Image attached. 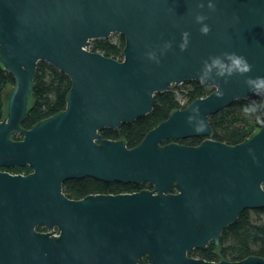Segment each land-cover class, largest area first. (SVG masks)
<instances>
[{"label": "water", "instance_id": "water-1", "mask_svg": "<svg viewBox=\"0 0 264 264\" xmlns=\"http://www.w3.org/2000/svg\"><path fill=\"white\" fill-rule=\"evenodd\" d=\"M207 2L0 0V63L14 79L0 120V166L31 168L0 170V264H141L142 256L147 264H264L258 255H188L218 244L243 209L264 207V127L228 144L209 137L208 123L234 100L256 97L244 81L264 77V0H212L214 10ZM197 14L207 16V35ZM183 32L190 38L181 51ZM111 33L124 38L120 60L88 49ZM224 52L244 56L252 71L215 80L210 93L172 110L132 147L102 136L149 112L156 92L199 82L203 61ZM38 61L65 73L70 87L63 109L24 128ZM192 105L206 123L202 133L186 122ZM190 136L203 138L177 141ZM84 176L152 187L67 197L62 183Z\"/></svg>", "mask_w": 264, "mask_h": 264}, {"label": "trees", "instance_id": "trees-1", "mask_svg": "<svg viewBox=\"0 0 264 264\" xmlns=\"http://www.w3.org/2000/svg\"><path fill=\"white\" fill-rule=\"evenodd\" d=\"M123 45V36L117 34L114 39L109 37L92 39L88 49L120 60ZM182 84L184 86L180 90L182 98L177 96L174 86L169 90L156 92L153 95V105L149 112L133 121L121 123L117 129L103 128L100 133L106 138L123 139L126 146L132 147L138 144L145 133L165 119L172 110L182 108L193 98L205 96L212 90L210 85H203L197 81H184ZM7 85L12 87L14 79L0 63V120L6 116L8 95L4 100L3 90ZM69 87L70 79L65 73L45 61H38L28 95L27 110L21 126L28 128L40 119L63 109ZM253 100L261 101L264 100V97L236 99L230 105L210 114L208 116V123L211 127L209 137L228 144H235L256 131L260 125L255 123L254 119L245 117L241 112V108ZM12 138L19 139L21 134L15 133ZM202 138L190 136L177 141L185 144H197ZM15 168L18 172L24 173L31 170L28 165ZM151 187L145 181L123 183L103 181L89 176L67 179L62 183V191L69 198H80L89 193L130 192ZM212 246V250L193 249L188 251V254L207 260H219L220 258L237 260L248 255L264 257V207L243 209L234 222L222 229L218 246ZM139 262L146 264L145 256H142Z\"/></svg>", "mask_w": 264, "mask_h": 264}, {"label": "clouds", "instance_id": "clouds-1", "mask_svg": "<svg viewBox=\"0 0 264 264\" xmlns=\"http://www.w3.org/2000/svg\"><path fill=\"white\" fill-rule=\"evenodd\" d=\"M207 8L210 10L215 9V5L212 0H208ZM199 8L205 7L204 3L197 5ZM207 16L203 14H197L195 16V22L200 25L199 31L202 35H207L210 32V26L205 23ZM190 33L183 32L181 34V44L179 45L181 51L187 49L189 43ZM171 48V42H166L164 50ZM163 54V52L161 53ZM147 58L155 62H159L154 52L147 53ZM252 71V65L249 64L247 59L235 52H224L220 55L211 56L207 60L203 61V67L197 76L199 82L203 85H211L215 83V80L223 78L227 82V78L233 75L246 76L247 73ZM248 89L256 96L264 97V77H247L244 81ZM215 95L218 98H223L224 92L221 90L219 84H216ZM189 115L186 117V122L191 125L192 130L196 133H202L206 129V123L200 115V109L198 105H192L188 109ZM241 112L245 117L254 119L255 123L264 127V100H253L250 103L244 105L241 108ZM196 118L195 125L192 124L193 118Z\"/></svg>", "mask_w": 264, "mask_h": 264}, {"label": "flooded vegetation", "instance_id": "flooded-vegetation-1", "mask_svg": "<svg viewBox=\"0 0 264 264\" xmlns=\"http://www.w3.org/2000/svg\"><path fill=\"white\" fill-rule=\"evenodd\" d=\"M17 166H18V165H16V166H10V167L0 166V170H1V171H8V172L13 173V174H15V173L26 174V173H24V172H18V170H16L17 168H15V167H17ZM27 173H28V172H27ZM35 228H36V230H38V231H47V230H48V229H46L45 227H42V226H36ZM51 231H52V234H53V235H58V234H59V230H58L57 226H53L52 229H51ZM211 243H212V244H211ZM218 244H219V243H218ZM218 244H216L214 241L210 240V241H208V243H207L203 248H193V249H202V250H205V249H211V250H212V248H213L212 245H215V246L217 247ZM193 249H191V250H193ZM191 250H189V251H191ZM213 250H214V249H213ZM188 255H189V254H188ZM190 256H192V255H190ZM193 257L203 258V257H200V256H193ZM204 259H205V258H204ZM220 259H221V258H220ZM146 264H147V262H146Z\"/></svg>", "mask_w": 264, "mask_h": 264}, {"label": "rangeland", "instance_id": "rangeland-1", "mask_svg": "<svg viewBox=\"0 0 264 264\" xmlns=\"http://www.w3.org/2000/svg\"><path fill=\"white\" fill-rule=\"evenodd\" d=\"M117 34H118V33H111L108 37L111 38V39H114L115 36H116ZM182 83H183V82H181V83H179L178 85L174 86V87H176V88H175V91H176L177 96H178L179 98H182V97H181V94H180V90L184 88V86H183ZM10 90H11V86H9V85H7V86L5 87V89L3 90V99H4V100H5V98L7 97V95L9 94Z\"/></svg>", "mask_w": 264, "mask_h": 264}]
</instances>
